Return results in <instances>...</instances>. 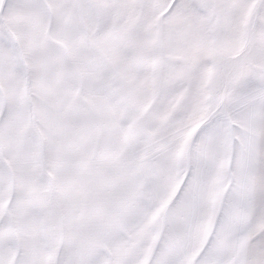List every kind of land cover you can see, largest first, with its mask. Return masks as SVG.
Masks as SVG:
<instances>
[{
    "label": "snow or ice",
    "instance_id": "obj_1",
    "mask_svg": "<svg viewBox=\"0 0 264 264\" xmlns=\"http://www.w3.org/2000/svg\"><path fill=\"white\" fill-rule=\"evenodd\" d=\"M0 264H264V0H0Z\"/></svg>",
    "mask_w": 264,
    "mask_h": 264
}]
</instances>
